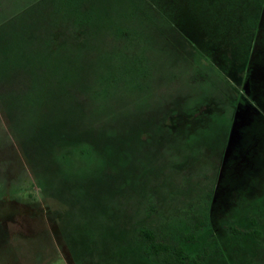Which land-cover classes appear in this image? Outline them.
<instances>
[{
	"label": "rangeland",
	"instance_id": "1",
	"mask_svg": "<svg viewBox=\"0 0 264 264\" xmlns=\"http://www.w3.org/2000/svg\"><path fill=\"white\" fill-rule=\"evenodd\" d=\"M145 228L264 264V0H0V264H164Z\"/></svg>",
	"mask_w": 264,
	"mask_h": 264
},
{
	"label": "trees",
	"instance_id": "2",
	"mask_svg": "<svg viewBox=\"0 0 264 264\" xmlns=\"http://www.w3.org/2000/svg\"><path fill=\"white\" fill-rule=\"evenodd\" d=\"M235 234H247L255 239H260L264 242V233L252 229L244 231L241 229H233ZM140 235L149 243V248L146 250V254L155 255L156 259L164 264H187L189 256L185 253L184 249L178 245H171L157 240L154 233L150 229H141ZM187 241H194V234H188L184 237ZM201 259H204L202 256H198ZM199 260H195L194 264H199Z\"/></svg>",
	"mask_w": 264,
	"mask_h": 264
},
{
	"label": "crops",
	"instance_id": "3",
	"mask_svg": "<svg viewBox=\"0 0 264 264\" xmlns=\"http://www.w3.org/2000/svg\"><path fill=\"white\" fill-rule=\"evenodd\" d=\"M176 39H178V40H180V37L179 36H177L176 37ZM199 40H197V42H198ZM201 41V40H200ZM181 42H182V40H181ZM15 78V77H14ZM12 89H16V84H14V87L12 88ZM17 90H19V91H21L22 90V88L19 86V88H17ZM13 99L11 98V105L10 106H12V101ZM21 100V102L19 103V104H22V105H25V106H27V105H31V100H29V101H27L26 100V98H25V101L23 102V99H20ZM14 105L16 106V100L14 99ZM12 107H14V106H12ZM15 108V107H14ZM15 110V113H16V109H14ZM13 110V111H14ZM15 119V118H14ZM16 120V119H15ZM61 131V130H60ZM60 131H54V133H51L52 134V137H49V145H50V143L52 142V140H54V139H56V138H59V137H61L60 135L61 134H63L62 132H60ZM52 148V147H51ZM52 151H54V149H52Z\"/></svg>",
	"mask_w": 264,
	"mask_h": 264
}]
</instances>
